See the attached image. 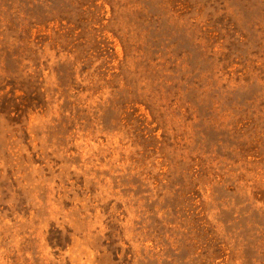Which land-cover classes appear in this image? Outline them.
<instances>
[{"label": "rangeland", "instance_id": "1", "mask_svg": "<svg viewBox=\"0 0 264 264\" xmlns=\"http://www.w3.org/2000/svg\"><path fill=\"white\" fill-rule=\"evenodd\" d=\"M0 264H264V0H0Z\"/></svg>", "mask_w": 264, "mask_h": 264}]
</instances>
